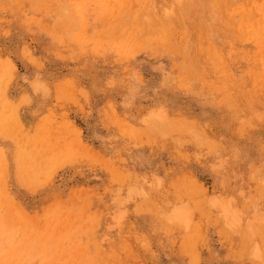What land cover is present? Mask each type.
Masks as SVG:
<instances>
[{
  "label": "rangeland",
  "instance_id": "1",
  "mask_svg": "<svg viewBox=\"0 0 264 264\" xmlns=\"http://www.w3.org/2000/svg\"><path fill=\"white\" fill-rule=\"evenodd\" d=\"M0 264H264V0H0Z\"/></svg>",
  "mask_w": 264,
  "mask_h": 264
}]
</instances>
